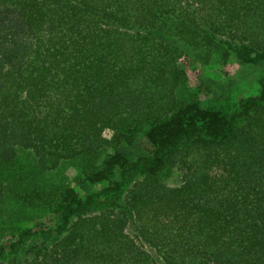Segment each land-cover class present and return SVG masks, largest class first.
Listing matches in <instances>:
<instances>
[{
  "label": "trees",
  "instance_id": "1",
  "mask_svg": "<svg viewBox=\"0 0 264 264\" xmlns=\"http://www.w3.org/2000/svg\"><path fill=\"white\" fill-rule=\"evenodd\" d=\"M231 59L264 0H0V264H264V78L185 65Z\"/></svg>",
  "mask_w": 264,
  "mask_h": 264
},
{
  "label": "rangeland",
  "instance_id": "2",
  "mask_svg": "<svg viewBox=\"0 0 264 264\" xmlns=\"http://www.w3.org/2000/svg\"><path fill=\"white\" fill-rule=\"evenodd\" d=\"M3 13H7L6 16L10 17L11 20L15 18L13 10L6 9ZM185 65L186 70L193 75L194 85L204 82L210 83L213 89V97L227 95L235 101L257 95L260 89L259 80L264 78V64L246 66L236 59H231L226 64L214 63L199 71H194V66L190 62L185 63ZM67 172L70 173L68 170ZM166 182L170 186H178L181 183L179 173L174 171ZM84 189L95 190V188L89 187H84Z\"/></svg>",
  "mask_w": 264,
  "mask_h": 264
}]
</instances>
